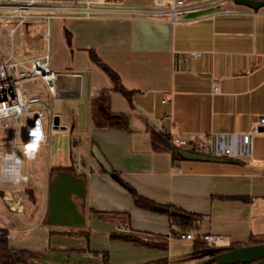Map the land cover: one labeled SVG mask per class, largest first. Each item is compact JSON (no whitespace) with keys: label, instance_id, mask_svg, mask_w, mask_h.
<instances>
[{"label":"crops","instance_id":"crops-1","mask_svg":"<svg viewBox=\"0 0 264 264\" xmlns=\"http://www.w3.org/2000/svg\"><path fill=\"white\" fill-rule=\"evenodd\" d=\"M128 2L163 8L155 0ZM0 3H13V0H0ZM53 22L51 64L58 72L72 74L65 79L62 88L65 90L55 100L73 102L76 108L69 111L67 105L54 110L53 106L52 112L48 109L47 119L52 114L59 115L61 126L64 125L61 129L70 125L88 136L90 144L97 146L121 179L157 207L174 206L202 216L201 236L221 237L223 241L219 243L226 244L222 247L263 243L264 7L254 10L235 0H221L218 7L191 13L176 22L150 15L56 18ZM41 37L44 33L38 31V38ZM91 52L133 92L131 104L114 91V83L93 61ZM75 75L81 81L72 78ZM86 77L89 86L84 93ZM79 82L81 91L77 89ZM215 85L220 88L218 93L214 92ZM105 92H110L113 113H127L128 130L95 126L93 102ZM76 103L81 104L78 107ZM154 130L193 144L210 141L215 136L251 135V153L238 157L242 163L175 162L171 152L154 149L151 135ZM73 146L80 149L79 156L73 157L71 164L63 162L62 169L71 168L86 178L85 208L87 179H90L88 209L92 213L110 215L125 234L162 237L168 242L169 250L171 239L176 237L171 234L169 216L137 207L125 186L111 178L92 153L85 158L82 142L74 141ZM40 167L36 173H43L50 183L53 167ZM2 185H6L0 188V193L5 194L7 206L13 210L12 203L22 202V208L14 210L13 215L0 205V223L10 228L12 235L30 224L33 215L25 211L24 198L10 196V200L8 195L16 193V186ZM45 207L42 222L48 211V205ZM26 250L34 255L29 261L32 264L37 255L31 249Z\"/></svg>","mask_w":264,"mask_h":264},{"label":"rangeland","instance_id":"rangeland-1","mask_svg":"<svg viewBox=\"0 0 264 264\" xmlns=\"http://www.w3.org/2000/svg\"><path fill=\"white\" fill-rule=\"evenodd\" d=\"M157 1L158 0H155V2ZM169 4L170 2L166 0L163 4L157 3V6L164 8ZM53 21L50 26V45H52L50 53L52 58L54 55V42L52 37L54 30ZM1 22L2 19H0V24ZM13 26H16V22L8 23L0 28V62L5 59L7 53L11 51V48L19 57H30L35 54L44 55L48 52L45 38H38V31H43L44 34L48 31L47 21L42 19H31L25 24H21L12 38L9 36V31ZM51 66L53 69H56L53 62ZM68 69L69 67L65 68L63 71ZM88 86L89 79L86 77L84 93H87ZM24 88L30 95H40L42 97L41 103L31 105L29 107V113L20 117L17 124H14L13 129L5 131L0 130V140H5L6 144L11 149L14 143L13 133L17 126L16 143L19 146L17 151L22 154V181L20 184L10 185L13 187L16 186L17 188L14 195L8 196H13V199L17 198L19 200L24 198L25 211L32 212L33 215L30 224L21 227V232L14 231L11 235L14 243L12 245L13 247L33 250L38 259L32 260V264H106V262L108 264H146L164 258L168 264H197L200 262L192 258V250L196 239L194 242L193 240L183 239L180 235L171 239L169 250H163L135 246L133 243L123 239L113 238V235L126 234L121 231L122 229L119 230L116 227V219L110 218V215L97 216L92 214V211L88 209L91 198L90 179H87L89 187L85 208L87 213L86 227H57L51 226L44 221L42 222V220L40 221L45 212V206L48 205L49 181L43 173L37 174L36 168H39L41 165H43L44 168H46L47 165L50 167L58 166L62 168L65 165L62 164L63 162L71 164V159L75 156L78 157L80 153V149H76L73 146L74 141L82 142L86 159L88 158L89 152L93 154L92 149L96 145L94 144L92 146L88 136H84L79 129L74 130L70 125L66 126L67 129H60L53 134L51 133V138L49 124L46 126V130L48 133L47 138H51L52 140L50 149L42 145L41 137L35 152H29L26 146L36 139L34 136L30 135V131L36 130V117L33 113L35 109H41L45 117L48 118V109L50 110L53 106L54 110H56L57 108L66 107L68 105L69 111H72V108L74 109L76 106L73 102H68V104H66L61 100L54 101L47 84L42 80L27 82ZM82 102L85 104L86 99ZM80 104L81 103L77 104L78 107ZM125 115H127V113H125ZM4 135L5 137H3ZM107 173L111 178L122 185V182L114 177L115 175L109 172ZM2 184L4 183L0 182V188H5L6 185ZM4 196V193H0V205L7 208L9 215H13L15 213L14 210L17 211L22 208V202L17 201V203L14 202L11 204L14 208L12 210L10 206H7L8 204L6 205L4 203ZM131 198L133 197L131 196ZM0 227H2L1 223ZM14 227L15 226H13V228ZM8 229L10 230V228ZM15 229H20V227H15ZM200 230V228H193V230L188 229L186 232L192 233L193 231V234L198 238L202 235V231ZM10 232L12 233L11 230ZM176 233L181 234L183 232L177 228ZM134 234L141 240H146L155 244L165 241V239L158 236L153 237L138 233ZM16 240L19 242H16ZM208 245L210 247H222L226 244L209 243ZM105 257L109 259L106 261ZM205 260L206 259H202L201 263Z\"/></svg>","mask_w":264,"mask_h":264},{"label":"built area","instance_id":"built-area-1","mask_svg":"<svg viewBox=\"0 0 264 264\" xmlns=\"http://www.w3.org/2000/svg\"><path fill=\"white\" fill-rule=\"evenodd\" d=\"M166 0H158L163 4ZM170 4L162 9L154 8L153 4L148 6L130 5L128 0H13V3H0V28L8 23H15L10 28L9 36L13 38L18 27L31 19H43L47 21L48 31L44 34L47 41L48 52L44 55L32 58H21L13 50L7 53L5 59L0 62V130H10L23 115L29 113V107L40 104V95H30L24 88L27 82L44 81L52 96L57 98L58 89L63 86L69 76L66 72H58L51 66L52 55L50 53V26L56 18L65 20L74 18H92L108 15H131V16H155L176 22L186 18L191 13L200 12L209 7H218L221 0H168ZM218 13L225 12L218 10ZM66 79V80H65ZM220 88L214 86V92L218 93ZM52 112V108L50 109ZM36 117V127L39 121V129L42 137V145L50 149L52 134L61 129L56 127L54 116L47 119L41 109L33 111ZM50 124L51 138H47L46 126ZM264 124V118L261 120ZM258 131L257 129L255 130ZM17 126L13 133L14 143L12 148L6 141L0 140V182L7 185L20 184L22 181V154L17 151L16 143ZM5 137V135L3 136ZM178 146L187 148L190 146L196 152L208 153L217 156L239 157L251 153L252 136H215L212 140L203 143H191L180 137L175 138ZM244 150L242 151V148ZM188 149V148H187ZM241 150V151H240ZM22 206V205H21ZM14 209V208H13ZM183 239H197L193 233H183ZM201 239L208 243L222 242V238L215 235H204Z\"/></svg>","mask_w":264,"mask_h":264},{"label":"water","instance_id":"water-1","mask_svg":"<svg viewBox=\"0 0 264 264\" xmlns=\"http://www.w3.org/2000/svg\"><path fill=\"white\" fill-rule=\"evenodd\" d=\"M237 4L246 5L259 10L264 7V1L260 0H235ZM71 78V77H70ZM72 78H79L75 75ZM81 81V80H80ZM66 83V82H65ZM65 85V84H64ZM57 91V98L65 86ZM67 88V86H66ZM78 91L82 89L79 82ZM110 102L100 103L99 110L106 119H111L114 124H120L121 115L112 113L109 110ZM60 116H54L56 127L61 126ZM181 156L188 160H205L215 162H227L224 156L210 155L208 153L196 152L187 148H180ZM93 155L106 172L113 173V168L107 161L104 154L96 147L93 148ZM114 177L117 178V175ZM87 182L86 178L77 175L74 171L67 169H56L51 173L49 183L48 211L45 216V223L57 227L83 228L87 226V215L85 212V195ZM163 211V207H156ZM200 264H264V243L245 245L241 247H211L206 249L201 257H207ZM1 264V262H0Z\"/></svg>","mask_w":264,"mask_h":264},{"label":"trees","instance_id":"trees-1","mask_svg":"<svg viewBox=\"0 0 264 264\" xmlns=\"http://www.w3.org/2000/svg\"><path fill=\"white\" fill-rule=\"evenodd\" d=\"M91 57L93 61L97 63L110 77V79L114 83V91L121 93L127 99V101L131 104L133 92L127 90L123 86L119 75L114 70H112L109 66L104 64L94 52H91ZM107 102H110V92L102 93L98 98L94 100L93 120H94L95 126L97 128L128 130L130 127V123H129L128 116H126L125 114H120L122 117L120 124H114L111 119H106L102 115L101 111L99 110V104L100 103L106 104ZM109 110L111 111L110 106H109ZM151 135H152V145L155 150H161V151L166 150V151L171 152L173 155V160L175 162L188 160L184 158L183 156H181V154L179 153V149L183 147L178 146L175 143V138L172 137L170 134L164 131L154 130L151 133ZM187 148L192 151H196V149L190 146H187ZM243 150H244V147L242 148V151ZM225 157L228 158L229 162L231 161V162L242 163L241 159L238 157H233V156H225ZM56 169H62V168L53 167L51 170V173ZM66 169L72 170L71 168H66ZM113 173L117 175V179H119V181L122 182V185L125 186V188L129 191L137 207L154 210L156 212H160L162 214L169 216L171 228H172L171 234L173 236L177 237V236L182 235L183 233H188L186 232L188 229L193 230V228L198 229L200 227L199 223L203 219L202 216L197 215V214L187 213L174 206H164L163 211L157 210L156 209L157 205L155 203L139 195L138 192L133 187H131L129 184L125 183L121 179L120 175L116 171L113 170ZM92 214L95 215V212L93 211ZM197 222L198 224H196ZM177 228L181 230V232L183 233L181 234L176 233ZM112 237L131 242L135 246L145 247L149 249L168 250V242H166V240L161 243L155 244V243L148 242L146 240H141L139 239L138 236H136L135 234H131V233L126 234V235H113ZM195 241H194L195 243L193 246V253L195 255L194 257L195 259L201 260L203 258L201 257V254L206 249H209L211 247L208 245L209 243L207 241L202 240L201 237H198ZM253 244H258V243L249 242L243 245L238 244L235 246H231L230 248L241 247L245 245H253ZM33 257L34 255L26 249H18V248L12 247L10 230L5 227H0V262L1 264H29V260ZM105 258H106V261L109 259L108 257H105ZM200 263L201 261L198 262L197 264H200ZM106 264L108 263L106 262ZM146 264H168V262L165 259H160V260L149 262ZM239 264H242V263H239Z\"/></svg>","mask_w":264,"mask_h":264},{"label":"clouds","instance_id":"clouds-1","mask_svg":"<svg viewBox=\"0 0 264 264\" xmlns=\"http://www.w3.org/2000/svg\"><path fill=\"white\" fill-rule=\"evenodd\" d=\"M30 135L34 136L36 139H35V141L29 143L26 147H27L29 152H35V150L38 147L40 138H41V133H40V129H39V121L37 122L36 130L30 131Z\"/></svg>","mask_w":264,"mask_h":264},{"label":"flooded vegetation","instance_id":"flooded-vegetation-1","mask_svg":"<svg viewBox=\"0 0 264 264\" xmlns=\"http://www.w3.org/2000/svg\"><path fill=\"white\" fill-rule=\"evenodd\" d=\"M192 256H193L192 258L195 259V257H194V256H195L194 253L192 254ZM209 257H211V256L203 257L202 259H207V258H209ZM202 259H201V260H202ZM196 260L201 261L200 259H196Z\"/></svg>","mask_w":264,"mask_h":264}]
</instances>
